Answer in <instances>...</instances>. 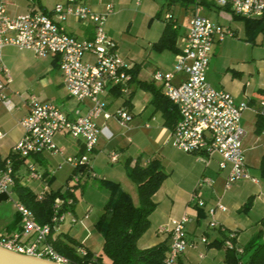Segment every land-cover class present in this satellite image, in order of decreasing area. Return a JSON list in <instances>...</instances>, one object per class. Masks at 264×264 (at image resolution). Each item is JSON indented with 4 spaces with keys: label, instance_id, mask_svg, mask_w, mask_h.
I'll return each instance as SVG.
<instances>
[{
    "label": "crops",
    "instance_id": "crops-1",
    "mask_svg": "<svg viewBox=\"0 0 264 264\" xmlns=\"http://www.w3.org/2000/svg\"><path fill=\"white\" fill-rule=\"evenodd\" d=\"M150 1H154L157 8V0ZM163 1L162 7H166L167 12L161 23L158 22L159 13L153 15L152 8L148 9L152 5L147 3V24L148 27L154 25L155 33L153 32V34L148 35V38H146L148 41H146L149 43L148 45L153 43L151 50L154 52L156 51L153 45L160 40L167 22L175 25L173 29L176 30L178 35L175 42L177 52L181 47L182 38L188 31L190 21L195 16L205 17L224 30L230 31L233 36L227 39H233L238 35L239 31L231 29L230 26L226 27L224 23L241 22L243 23V28L246 29L244 20L247 19L237 18L229 9L220 8L208 0ZM31 2L32 5L27 4L24 14L35 7L33 0ZM79 3L83 5L81 2ZM139 3L142 2L137 0L135 6L138 7ZM108 5L112 6V13L106 19L105 31L108 38L115 42L118 52L117 42L110 36L111 25L114 22V17L118 14L115 11L114 5L104 4V1L100 0L99 3L93 6H83L96 14H104ZM5 6L6 14L10 17L24 15L19 13L9 14L6 3ZM172 7L174 11L177 9L176 11L180 12L176 17V12H169L172 10ZM118 12L120 13L121 11ZM126 12L129 13L128 10H124L123 8L122 13ZM166 16H170L169 21L165 20ZM132 18H134L133 15H130L129 19ZM130 25H132V22H130ZM61 26L67 34L79 40L89 41L93 39L94 25L92 23L82 24L78 20L69 18L64 23H61ZM256 31L260 32L262 44H264V33L260 29ZM219 44L215 43L213 45L209 63L217 49L216 46ZM157 52L159 54L162 52L171 53L173 55V65L169 69L159 66L151 68L148 79L142 77L144 64L147 61L146 56H131V58H126L125 61L122 59L127 66V72L136 70L135 80L131 82L129 75L130 80L123 92L117 88L108 86L101 100L106 104L108 112L114 113L121 108L132 117V120L127 129L121 128L115 119L105 121L100 116L94 121L98 127L106 126L112 133L113 138L110 141H106L103 138L98 140L89 158L86 175L81 177L79 170H75L66 163L68 158L80 157L85 153L83 140L73 138L67 133H60L54 137V142L63 150L62 154L45 151L23 159V163L14 171V177L22 186L27 187L35 195L49 191H64L68 185H74V195L76 196L78 191L82 192L84 187L91 182L98 181V186L101 188V181H109L119 185V189L127 193L134 205H137V192L135 191L136 193H134L136 188L126 176L125 163L131 160V164H133L139 159L142 166H147L151 160H159L163 168H165V164L169 166V171L168 173L164 171L167 174V178L158 192L153 196L155 210L150 216V228L138 241V248L145 250L163 242L169 245L168 235L161 233L159 231L160 228L166 226L171 219L188 216L190 223L186 226V235L190 246L178 258L177 264H226L225 249H217L212 246V243H215L216 240H223V236L226 237L229 234H234L237 247L243 248L258 230L259 221L264 219V179L261 178L259 169L260 162L264 158L261 147V127L264 117L259 114V112L264 110V107H261L264 104V75L260 78L258 86L252 79L253 74L249 70H240V72L235 73V75L237 74L236 76H227L225 74L218 80L209 75L208 66L205 74V80L211 87L226 91L237 103H246L249 108L243 113L240 121L242 129H245L242 126L244 118L249 122L250 127H252L251 135L246 130V137L242 148L246 172L250 177L257 179L258 183L244 180L233 184L227 190L225 183L228 171H221L219 169L220 158L217 155L197 158L194 155L185 154L166 144L171 131L165 126V115L161 114L163 115L162 122L157 123L154 115L159 112H154V108L151 105L152 94L142 90L137 84L140 82L152 85L163 93L162 87L160 85L156 86V83L151 81L152 75L156 71L164 74L172 73L177 53L170 51ZM83 60L86 63H92L94 57L85 55ZM58 62V57L53 55L37 58L31 51L11 46H7L2 50V63L11 78V83L5 90V96L10 102L11 107L8 109L0 102V169L1 166L6 167L11 154H13V148L23 137L20 122L29 113V97L35 96L42 103L56 106L70 121L75 119L76 112L84 115L90 109L91 104L89 101L79 103L68 95L63 86ZM145 72L147 73V70ZM185 80V74H175L172 84L178 86ZM138 91L140 92L139 95H137ZM57 103H59V106ZM149 107L151 108V112L147 115ZM259 118L261 121H259ZM146 125H149V129L145 128ZM150 131L156 134L153 145L155 147L162 145L163 148H157L155 153L153 152V157L151 156L152 158L147 160L141 153L147 154V132ZM166 147L170 148L165 149ZM113 152L118 155L116 163L110 161V154ZM248 152H254L252 164L247 158ZM156 154L157 156H155ZM250 164L252 166H249ZM30 166H33L40 176L39 180L29 179ZM74 176L79 178V182L76 185L73 180ZM204 177L210 179L212 185L197 191V186ZM58 181L61 182L59 185H56ZM83 184L82 188L76 187ZM102 189L107 192L106 195H103V200L100 202L103 213V208L110 199V192L104 188ZM195 192L197 199L196 201H191V197ZM198 201H202L204 205L199 207L197 205ZM16 203L18 202L13 189L9 195L0 196V239L11 237L20 232L21 224L16 212ZM247 203L250 206L248 210H245L244 207ZM218 205H222L226 209L225 212L217 210ZM78 206L79 203L76 200V203L72 207V213L77 219H79ZM212 209L215 210V214L211 218L209 211ZM88 213H90V210ZM87 220L88 216L82 224L77 225H71L69 220H66L65 223L56 228L51 238L55 240L57 237L67 235L77 242L79 251L84 250L85 253L90 252L96 256L101 253L102 234L95 235V233H91L93 230L91 231V226L86 224ZM211 221L216 224L215 228L208 226ZM82 231L83 233H80ZM94 237L99 241V243L96 242V246H93L90 242L91 238ZM202 237L206 239V244L201 242Z\"/></svg>",
    "mask_w": 264,
    "mask_h": 264
},
{
    "label": "built area",
    "instance_id": "built-area-1",
    "mask_svg": "<svg viewBox=\"0 0 264 264\" xmlns=\"http://www.w3.org/2000/svg\"><path fill=\"white\" fill-rule=\"evenodd\" d=\"M220 8L229 9L235 16L245 19L264 17V0H208ZM79 0H66L64 4L55 5L50 11L32 8L24 15L10 17L6 14V6L0 0V102L10 109V102L5 96V90L11 83L10 75L2 63V50L15 47L34 53L37 58L53 55L58 57V68L62 76L63 86L68 95L81 103L89 101L90 109L84 115L76 112L74 120L70 121L54 105L42 103L35 96L29 97V113L20 122L23 131L22 139L13 148V154L19 159H26L42 152L62 154L54 137L60 133H67L73 138L82 139L85 153L80 157L68 158L66 163L75 170L85 167L88 169L89 158L100 138L110 141L112 133L106 126L98 127L94 121L100 116L108 121L115 119L119 126L127 129L132 117L124 110L118 109L114 113L107 111L106 104L101 100L108 86L124 91L130 77L127 66L118 55L116 44L108 38L105 24L108 15L112 13V6L106 7L104 14H96L79 3ZM73 18L82 24L94 25L92 40L84 41L67 34L61 26L67 19ZM166 21L170 16H166ZM175 27V26H174ZM219 25L212 23L205 17L195 16L191 19L188 31L182 38V44L176 54V61L172 73L156 71L153 82L162 87L163 95L176 108L178 120L166 144L185 154L220 158L219 169L228 171L225 188L228 190L233 184L244 180L258 183L246 172L244 163L243 141L246 132L240 125L241 117L247 111L246 103H237L234 98L223 90L211 87L205 80L209 66V59L215 43H221L232 37ZM94 57L92 63L84 62V56ZM183 73L186 80L174 86L172 80L175 74ZM264 107V104L261 105ZM264 117V110L259 112ZM145 128L149 129V125ZM262 154H264V122H262ZM1 138V136H0ZM118 155L110 154V161L116 163ZM29 179L39 180L33 166L29 167ZM75 185L79 178L74 176ZM15 185V177L11 163L7 162L4 169H0V196L9 195ZM212 181L202 178L197 191L211 186ZM74 185H68L65 191L69 195L75 194ZM43 193L38 194L41 199ZM196 192L191 201H196ZM202 207L204 203L198 201ZM65 206L66 211L53 218L52 222L58 227L69 220L71 225L82 224L87 216L77 219L71 212L73 199L58 201L54 210L56 214ZM21 229L19 233L8 238L0 239V246L14 253L49 260L57 264H68L67 260L59 256L53 249L50 239L51 227L39 225L30 210L16 203ZM217 210L225 212L222 205ZM215 210L209 211L212 218ZM190 223L188 216L171 219L167 225L160 228V232L168 235L169 248L164 264H177L178 258L190 246L186 235V226ZM215 228L211 221L208 225ZM234 234H229L224 247L234 250ZM201 242L206 244L204 237ZM194 246V245H193ZM242 254V249H236ZM79 254L85 255L84 250ZM237 264H246L239 261Z\"/></svg>",
    "mask_w": 264,
    "mask_h": 264
},
{
    "label": "trees",
    "instance_id": "trees-1",
    "mask_svg": "<svg viewBox=\"0 0 264 264\" xmlns=\"http://www.w3.org/2000/svg\"><path fill=\"white\" fill-rule=\"evenodd\" d=\"M244 21L247 35L253 34L257 29L264 33V17ZM174 26L170 22L165 24L160 40L153 45L156 51L177 53L175 42L178 35L173 29ZM127 73L131 77V82L134 81L136 70H130ZM137 84L139 88L152 94L151 105L154 112L165 115V126L173 131L178 120L176 108L164 97L160 89L145 83ZM259 121H261L260 118ZM9 162L14 175V171L23 163V159L11 154ZM131 162L128 160L125 163V172L129 181L136 188L137 205H134L127 193L119 189V185L109 181L100 182V186L110 192V199L104 206L103 213L96 224V230L102 234L100 254L96 256L90 252H86L85 255L79 254V245L67 235L57 237L55 240L50 239L54 251L65 258L68 264H164L169 248L166 242L145 250L139 249L137 243L150 228V216L155 210L153 196L166 180L167 174L159 160H151L147 166H142L139 159L133 164ZM3 168L4 166H1V169ZM259 169L261 178L264 179V158L260 162ZM87 171V168H81L79 170L81 177L86 175ZM74 173L76 174V172ZM83 186L84 184L76 187L82 188ZM13 192L17 202L32 212L39 225L51 227V235L58 228V224L52 222L53 218L66 211L63 206L61 211L56 214L55 204L71 197L74 206L77 200L75 195H69L65 190L45 192L41 199H38L37 195L22 186L16 179ZM249 206L250 204L247 203L244 209L248 210ZM258 225V230L243 248L237 247L235 237L232 241L235 249H225L224 243L228 236H223L221 241L216 240L212 246L217 249H225L226 264H237L239 261L246 264H264V219H261ZM236 249H242V254L238 255Z\"/></svg>",
    "mask_w": 264,
    "mask_h": 264
},
{
    "label": "rangeland",
    "instance_id": "rangeland-1",
    "mask_svg": "<svg viewBox=\"0 0 264 264\" xmlns=\"http://www.w3.org/2000/svg\"><path fill=\"white\" fill-rule=\"evenodd\" d=\"M65 1L66 0H33L35 6L38 5V7L48 10L52 9L57 4L65 3ZM79 1L83 3V5L88 7L100 2V0ZM103 1L104 4H113L115 11L118 13L114 17V22L111 25L112 29L110 31V36H112L117 42L119 49L118 55L124 61L126 60V58H131V56H146L147 61L145 62L142 71V77L145 79L149 78L148 75L151 68L159 66L164 69H169L172 67L173 55H171V53L169 52H162L159 54L156 50L155 51L157 53L152 51L151 45L153 43H150V45H148V39H146L148 38V35H150L151 33L153 34V32L155 31L154 25H152V27H148L147 24V3H150V5H152V7L149 6L148 9L152 8L153 15L159 13L158 22L161 23L167 12V8L162 7V4L164 3L163 0H157V8L154 4V1L150 0H139L142 3H139L138 7L135 6L137 0ZM3 2L7 4L9 14H24L26 12L27 4L29 3L30 5H32L31 0H3ZM123 8L124 10H128L129 13H122ZM173 9L174 8L172 7V10L169 12L172 13V11H174ZM176 10L177 9H175L174 11L176 12L175 17L180 13ZM118 11L121 12L119 13ZM130 15H133L134 18L129 19ZM130 22H132V25H130ZM224 24L226 27L230 26L231 29H237L239 33L233 39H227L216 46L217 49L213 54L211 62L209 63V75L212 78L215 77L220 80L221 77H223L225 74H227V76H236L237 74L235 75V73L240 72V70H249L253 74L252 79L259 86V82L261 80L260 78L262 77V75H264V44H262V37L260 32L255 31L253 34L247 35L245 32V28H243V23L241 22H226ZM128 27L129 29L127 31ZM145 70H147V73L145 72ZM209 80H211V78H209ZM151 81H153V75ZM156 86H159V84H156ZM139 94L140 92L138 91L137 95ZM57 105L59 106V103H57ZM150 110L151 108L149 107L147 109V115L150 114ZM154 117L156 118L157 123L162 122L163 115H161V113L155 114ZM242 126L245 128V132L247 130L251 135L252 127H250L249 122L245 118L242 121ZM155 135L156 134L153 131L147 132V154L141 153L144 158H147V160L153 157V154L155 153V150L157 148H163L162 145L156 147L155 145H153ZM170 147H166L165 149H169ZM87 156L88 158H90L91 154H87ZM155 156H157V154ZM253 156L254 152L247 153V158L250 163L253 161ZM158 158L160 159V157ZM251 164L249 166H252ZM163 170L168 173L169 166L165 164V168H163ZM60 182L61 181H58L56 185H59ZM98 185V181L91 182L86 187H84L82 192L78 191L76 194L77 203H79V206L77 207L78 218L81 219L87 214L88 220L86 221V224L91 226V231L93 230L91 233H95V235L99 234V232L96 230V224L100 216L102 215L100 202L103 200V195L107 194V192L103 190L102 187L99 188ZM135 191L136 190H134V193H136ZM89 210L90 213H88ZM80 233H83V231ZM90 242L91 244H93V246H96V242L99 243L98 239L95 237L91 238Z\"/></svg>",
    "mask_w": 264,
    "mask_h": 264
},
{
    "label": "water",
    "instance_id": "water-1",
    "mask_svg": "<svg viewBox=\"0 0 264 264\" xmlns=\"http://www.w3.org/2000/svg\"><path fill=\"white\" fill-rule=\"evenodd\" d=\"M0 264H57L55 262L20 255L0 246Z\"/></svg>",
    "mask_w": 264,
    "mask_h": 264
}]
</instances>
